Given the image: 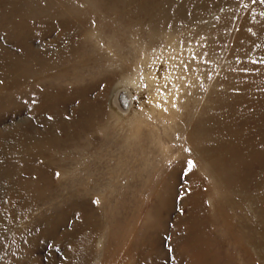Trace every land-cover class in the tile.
I'll use <instances>...</instances> for the list:
<instances>
[{
  "label": "rangeland",
  "instance_id": "obj_1",
  "mask_svg": "<svg viewBox=\"0 0 264 264\" xmlns=\"http://www.w3.org/2000/svg\"><path fill=\"white\" fill-rule=\"evenodd\" d=\"M0 264H264V0H0Z\"/></svg>",
  "mask_w": 264,
  "mask_h": 264
},
{
  "label": "bare ground",
  "instance_id": "obj_2",
  "mask_svg": "<svg viewBox=\"0 0 264 264\" xmlns=\"http://www.w3.org/2000/svg\"><path fill=\"white\" fill-rule=\"evenodd\" d=\"M21 6V5H20ZM18 8V7H17ZM20 9V8H19ZM46 9V8H45ZM35 10V9H34ZM48 17V16H47ZM92 31V30H91ZM90 31V32H91ZM158 35V34H157ZM162 38V37H161ZM177 47V46H176ZM175 47V48H176ZM177 48H180V47H177ZM187 53V52H186ZM187 55V54H186ZM189 56V54H188ZM188 56H185V57H188ZM172 61H174V59H171ZM180 66V67H179ZM178 68H181L179 71L177 70L178 68H176L177 71H175L174 69L172 70V73L170 75V79H171V87L167 88V87H161L159 88L160 90V93L162 94V92H166L165 96L162 98V99H159V103L160 102H165V104L167 105V107L169 106V113L168 116L170 118H173V115H174V111L176 109V105L179 104L180 102V99L182 98L184 91H186L184 89V83L188 80L189 76L190 75V72L189 70H187V68H185V64L183 65H179ZM150 69V68H148ZM153 70V69H151ZM148 71V70H147ZM154 71V70H153ZM146 72V71H145ZM151 72V71H150ZM150 72L148 73H144L143 76L145 79H148L149 80V76H150ZM175 73L174 76H172V74ZM192 74V73H191ZM175 77V78H174ZM135 80H136V77H133L129 82L131 83V85L134 86L135 84ZM151 81V80H150ZM168 81V80H167ZM165 84L164 82H160V84ZM159 84V83H158ZM197 84L196 81H193L191 83L192 87H194L195 85ZM153 86V85H152ZM124 88V87H123ZM154 89V88H153ZM191 92V91H190ZM163 95V94H162ZM25 96V95H24ZM183 99V98H182ZM197 99V98H196ZM185 100V99H184ZM113 103V102H112ZM158 103V104H159ZM196 103V102H195ZM109 104V103H108ZM110 105H112L110 103ZM118 106V105H117ZM153 106L152 108H149L148 110L151 112V113H155L157 112V115L158 116H162L161 115V111L159 110V108L154 104V105H151ZM155 106V107H154ZM114 107V106H113ZM166 107V108H167ZM118 108V107H117ZM113 109V108H112ZM178 109V108H177ZM176 113V112H175ZM177 114V113H176ZM169 122V121H168ZM166 134V133H165ZM152 137V136H151ZM157 137V136H156ZM38 140V139H37ZM33 141V140H32ZM39 142V141H38ZM40 144V143H39ZM63 144V143H62ZM35 147V146H34ZM38 148V147H37ZM39 151V150H38ZM43 157V156H42ZM200 157V156H199ZM43 159V158H42ZM53 160V159H52ZM59 172V171H58ZM61 173V172H60ZM63 173V172H62ZM12 191V190H11ZM78 194V193H77ZM32 195V194H31ZM30 207V206H29ZM211 208V207H210ZM213 210V209H212ZM83 227V226H82ZM9 233V232H8ZM86 249V248H85ZM20 260V259H19ZM35 263V262H34ZM71 263V262H70Z\"/></svg>",
  "mask_w": 264,
  "mask_h": 264
},
{
  "label": "snow or ice",
  "instance_id": "obj_3",
  "mask_svg": "<svg viewBox=\"0 0 264 264\" xmlns=\"http://www.w3.org/2000/svg\"><path fill=\"white\" fill-rule=\"evenodd\" d=\"M190 165H191V162H190Z\"/></svg>",
  "mask_w": 264,
  "mask_h": 264
}]
</instances>
